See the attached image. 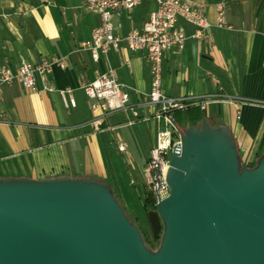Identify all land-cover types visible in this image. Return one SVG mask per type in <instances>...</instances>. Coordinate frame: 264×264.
Wrapping results in <instances>:
<instances>
[{"label": "crops", "instance_id": "obj_1", "mask_svg": "<svg viewBox=\"0 0 264 264\" xmlns=\"http://www.w3.org/2000/svg\"><path fill=\"white\" fill-rule=\"evenodd\" d=\"M85 0H0V67L14 69L22 57L35 63L41 57L62 58L47 75H37L38 91L17 81L0 83V177L94 178L108 184L124 208L148 190L143 166L155 140L154 105L140 104L150 86L143 52L123 41L93 60L80 48L99 23L98 13ZM211 25L201 37L194 26L179 20L183 47L163 52L161 89L166 96L183 97L215 91L264 101V0H225V25L216 24L217 0H198ZM155 7L141 0L130 11L111 17L124 35L140 28ZM108 68L128 93L129 109H93L95 101L81 85ZM45 82L56 90L41 88ZM57 88H71L75 105H66ZM204 116L212 126L227 127L241 158L257 156L264 132V104L212 101ZM98 115L97 127L92 120ZM124 149L118 148V143ZM142 200V199H141ZM138 219L139 214L136 213Z\"/></svg>", "mask_w": 264, "mask_h": 264}, {"label": "water", "instance_id": "obj_2", "mask_svg": "<svg viewBox=\"0 0 264 264\" xmlns=\"http://www.w3.org/2000/svg\"><path fill=\"white\" fill-rule=\"evenodd\" d=\"M171 121L155 248L103 181L2 176L0 264H264V152L248 167L227 127Z\"/></svg>", "mask_w": 264, "mask_h": 264}, {"label": "built area", "instance_id": "obj_3", "mask_svg": "<svg viewBox=\"0 0 264 264\" xmlns=\"http://www.w3.org/2000/svg\"><path fill=\"white\" fill-rule=\"evenodd\" d=\"M141 0H85L84 7L98 13L99 23L91 28L90 36L81 42L80 48L87 49L93 60H97L100 54H106L110 49H117L121 41L132 50L143 52V58L150 72V86L145 93V100L140 104L154 105L153 117L157 122L155 140L149 148V154L143 168L145 183L152 194L154 203L168 195V184L165 180L170 152L173 146L179 142L178 134L172 125V110L183 109L187 105H198L204 109L206 104L212 101L224 102H255L245 97L232 96L230 94L215 91L212 93L171 97L166 96L161 89V68L163 52L171 46L180 49L186 38L179 20H184L194 26L192 37H201L204 30L211 25L207 19L204 4L198 0H151L155 7L150 11L147 19L140 28H131L124 35L119 34L118 29L111 23L114 13L121 10L130 11ZM225 0H217L216 24L225 25L224 6ZM52 64L64 67V60L55 57H41L35 63L25 58H20L14 69L4 65L0 67V83L17 81L23 87L38 91L36 84L37 75H47L51 71ZM114 74L113 69L108 68L96 73L93 80L81 85L85 95L95 101L91 104L93 109L102 111L129 109L133 116L137 111L128 102V93L123 88ZM44 90H56L53 84L45 82L41 87ZM63 102L74 106L75 99L71 88H57ZM205 110V109H204ZM95 127L101 122L96 115L93 120ZM120 150L124 149L122 142L118 143Z\"/></svg>", "mask_w": 264, "mask_h": 264}, {"label": "trees", "instance_id": "obj_4", "mask_svg": "<svg viewBox=\"0 0 264 264\" xmlns=\"http://www.w3.org/2000/svg\"><path fill=\"white\" fill-rule=\"evenodd\" d=\"M204 116V109H201L198 105H187L183 109H174L172 110V118L176 121L179 126H193L200 123L201 118ZM264 152V132L261 135L260 141L258 143V152L257 156L251 160L246 158H241V163H245L248 167H252L256 161V158ZM112 191V190H111ZM144 205L151 206L153 202V197L150 191H144ZM124 208V207H123ZM128 210V209H127ZM127 210L124 208L125 214L131 222L136 224L144 237L146 245L149 248H155L158 244V239H155L153 234L148 235L144 229L141 228L140 223H138V217L133 210Z\"/></svg>", "mask_w": 264, "mask_h": 264}, {"label": "rangeland", "instance_id": "obj_5", "mask_svg": "<svg viewBox=\"0 0 264 264\" xmlns=\"http://www.w3.org/2000/svg\"><path fill=\"white\" fill-rule=\"evenodd\" d=\"M111 23H112V21H111ZM144 196H145V194L143 193V196L137 197V200L136 199L130 200L131 207H133V209L132 208H125V209L126 210L127 209L133 210L135 213L139 214L140 218L138 219V223H140L141 228L144 229L148 235H150L151 231H150V228L148 226L147 217H146V210H148L150 208L148 205H146V206L144 205V202H145ZM128 210H127V212H128Z\"/></svg>", "mask_w": 264, "mask_h": 264}]
</instances>
